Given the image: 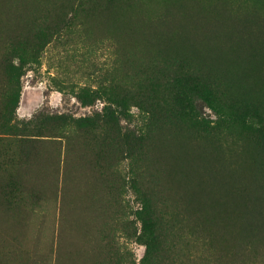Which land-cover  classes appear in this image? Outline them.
Wrapping results in <instances>:
<instances>
[{
  "label": "rangeland",
  "instance_id": "374dc122",
  "mask_svg": "<svg viewBox=\"0 0 264 264\" xmlns=\"http://www.w3.org/2000/svg\"><path fill=\"white\" fill-rule=\"evenodd\" d=\"M181 1L187 2V0H148L147 7V1L144 0L147 21L151 25L163 23L167 18L166 16L161 20L166 7ZM198 1L199 14L203 15L201 19L207 20L205 22L208 26V34L215 38L217 36L215 39L217 42L220 39L219 45L215 47L216 52L221 50L222 52L219 53L226 55L229 50L235 53L237 49L241 50L236 54L234 52L232 54L230 52L227 56L218 54L217 58L209 59L215 64L218 56L229 57L228 59L231 60L234 54V59L238 57L237 59L240 60L236 59L237 63L241 61L246 63L245 49L252 46L253 41L255 48L254 50H251L253 47H250V50L247 48V55H250L249 51L253 53L258 51L256 48L258 49L260 44L259 55L256 52L257 55L252 53L250 56L261 58L254 63V66L262 65L264 54L260 53H264V0ZM110 4L111 0H0V5H3L0 7L2 10L8 6L15 7V10L6 9L0 13V113L8 101L7 96L19 90L18 104L13 109L14 119L11 124L16 133L25 130L23 138L17 134L7 135L0 132V240L2 241L0 263L3 261L4 263L1 264H233L235 261L236 264L240 259L238 264H264V190L261 189L264 188L262 187L264 186V66H261L262 74L259 72L262 75L263 81H261V75L256 74L259 68L262 69L261 67L254 70L255 67L251 64L256 75L253 74L252 69L246 70L250 63L257 61L256 57L249 65L246 63L248 67L243 66L245 65L243 62L242 65L240 63L236 66V61L231 62L233 61L231 60L230 63L227 59L229 64L226 65L237 67V70L233 71L235 76L231 72L233 67L229 66L230 69L227 68L229 71L224 70L225 62L224 64L220 62L219 68L222 72L217 71L218 77L212 72L216 73L215 70H219L217 65L221 58L215 64L217 69L211 66L210 61L205 62L214 67L213 70L215 69L214 71L210 69L211 73L207 74L204 73L207 71L203 68L209 71V65L205 64L208 67L203 65L204 61H199L202 58L197 57L194 60L196 64L192 62L195 67L202 62L203 64L199 65L202 66L203 71L200 66L199 69L193 67L194 64L190 61L195 57H190L191 59L188 57L192 56L191 52H188L191 53L189 55L180 54L184 62L175 61L173 65L171 63L166 65L171 61L169 56L166 58L169 59L168 61L163 58L166 62L158 58L166 56L163 54L157 55L156 60L154 58L152 62L151 59L149 61L145 59L141 63L139 56L137 58L138 49L135 51L129 44L122 29L106 25L98 18L101 11ZM125 6L129 5L121 2L112 9H121ZM21 8L27 9L29 15ZM26 20H29L30 24L31 20L34 22L32 25L27 23L30 30L24 36L26 39L12 35L24 33L21 22ZM242 36L247 40L244 41ZM215 40L213 43L216 42ZM243 44L247 46L243 47ZM220 46L223 50L218 49ZM251 57L249 60H252ZM206 59L204 60L207 61ZM5 63L16 67L18 79L6 77ZM240 65L250 72L249 74L247 72L249 76L253 77L247 76L251 78L250 82L254 83L258 79L255 81L256 85L251 83L255 87L245 80L244 83L249 86L245 88L246 84L244 86L241 84L244 80L243 75L241 85H238L243 86L244 89L253 87L252 90L249 89L250 92L256 88L258 96L255 94L256 91L253 94L249 90L242 92L241 87L239 91L236 90L238 86L236 87L235 82L238 77L240 78L237 75ZM220 72L223 73V77L227 75L224 72L228 74L230 72V78L229 76L223 78ZM239 72L243 74L244 71L239 70ZM233 77L236 79L235 82L231 79ZM234 86L236 91L234 88L232 90ZM48 115H63L64 119L40 121L43 116ZM33 131L34 134L44 137L31 138ZM178 143L186 147L184 150L192 152V155L191 153L187 155L188 166L192 162L195 165V161L200 168L205 154L210 161L217 157L216 161H212L213 164L216 163L214 166L207 165L208 158L204 160L206 164L202 163V169L205 168L203 174L208 169L212 171L213 167H215L214 171H219L220 167L216 168V165L222 160L226 162L230 160L231 163L234 160L233 156H242V154H248L251 159L249 156L243 155L242 157L245 158L239 156L243 159V163L239 157L237 159L240 161L235 158L236 163L242 166L241 169L250 162L245 166L246 171L250 170V165L254 169L247 171L250 172L249 174L254 173L257 167L258 173L260 171L261 177H256L262 179L256 180L258 183L252 181L253 178L256 179L255 177L250 178L245 170H240L238 164V168L235 169L229 162H227L229 166L224 165L225 161L220 165L226 169L221 167L219 174L207 171L210 173L206 176L202 174L204 179L200 176L201 173H196L201 177L199 179H204L200 182L206 180V183H201L210 186L214 182L215 184L219 182L222 175L225 176L223 172L225 170L227 172L228 167L242 171L243 177H233L237 178L236 182L233 178L231 181L232 175L229 173L226 175L230 181L228 177H223L226 179L220 181V184L223 183L222 189L225 187L227 189V186L231 185L230 192L233 191V183H238L245 177L251 179L248 184L246 182L248 186L251 181L259 185L263 180V185H259L260 192L263 193H258L262 199H259L260 205L258 200L256 201V205H259V207L257 205L258 209L255 205H251L259 198H257L258 194L255 195L259 189H254L256 192H253L252 186L257 188L258 185L250 184V191H247L250 193V199L254 194L252 197V200L256 198L254 201L246 198H249V195L244 188H240L241 191L236 187L243 183L245 185L248 179L240 180L235 186L232 195L239 191L237 195H243L244 192L246 197L242 199V195L239 197L236 195L237 202L233 201L241 204V207L250 206V212V207H246L248 213H245L247 211L244 207L240 211L245 210V214L256 218L246 215L252 218V223L255 222L253 228L256 227L253 229L248 225L249 229L256 232H250L251 229L246 228L250 236L256 233L254 237L252 235L253 239L251 237L250 243L247 242L251 244L255 240L256 245L253 243L252 247H248L244 244L247 243L246 240L244 242L240 240L239 242L242 241L241 244L245 245V249L237 243L238 246L241 245L240 248L237 246L234 248L235 252L230 250L228 253V258L232 260L223 259L227 257L226 251L223 252L222 259L220 258L222 252H214L215 248L210 244L208 232L202 229L203 224L201 223L202 227L198 225L197 218L193 219V209L189 208L191 204L187 214L181 206H177L172 201L168 192L165 193L161 166L167 170L166 161L171 158L173 146L175 145L176 149ZM192 150H198L195 154L200 152V155L198 154L200 157L203 154L201 160ZM193 154L201 163L193 159ZM252 158L257 160L258 166L253 163L256 161ZM210 161L208 164H211ZM206 165L207 168L211 167L206 169ZM254 165L257 167L254 168ZM194 168H191V172H196ZM222 168L223 172H221ZM232 168L230 173L235 176L236 171L233 172ZM256 172L257 170L255 174L259 175ZM215 175L217 178H214ZM210 176L214 177L210 180ZM215 184L216 189L211 186L215 189L213 191L204 185V193L207 188L211 190L207 192L212 197L206 193L207 197L213 198L212 194L220 189L218 187L220 184ZM200 186L203 189L201 184ZM185 187L187 188V184ZM80 188L84 190V200L79 197ZM222 189L219 191L223 192ZM221 192L218 193L222 194ZM227 192L228 190L225 193ZM225 193L224 196H228ZM200 197L204 199L202 202L206 203L207 197ZM240 197L242 201L251 203L244 201V204L240 203ZM143 202H146L147 207L142 205ZM184 204L185 202H182V206ZM234 205L232 211L237 212L239 207L235 205L237 206L235 210ZM240 211L237 212L239 215L231 212L230 221L238 228L242 216L243 225L239 229H243L245 224L251 222ZM6 213H10L8 215L19 222L13 239L7 236L2 220V216ZM187 215H192L191 219L195 220L194 223L198 221L196 227L190 225L193 224L192 220L187 222V218L190 217ZM236 215L238 217H232ZM232 218L237 219L238 224ZM199 226L202 227L203 232L200 233L203 234L202 237L199 234L201 229H197ZM191 227L196 228L195 233L192 232L193 235L189 231ZM82 231L86 234L81 240L83 257L80 254L81 250L77 248L79 244L81 246L78 242ZM150 234L160 236V247L157 252L147 250L144 244V238ZM253 245L256 246L255 249ZM237 249H241L238 251L240 254L238 252L236 254ZM231 252L235 258H239L237 261L233 260ZM214 253L218 257H215Z\"/></svg>",
  "mask_w": 264,
  "mask_h": 264
},
{
  "label": "bare ground",
  "instance_id": "6f19581e",
  "mask_svg": "<svg viewBox=\"0 0 264 264\" xmlns=\"http://www.w3.org/2000/svg\"><path fill=\"white\" fill-rule=\"evenodd\" d=\"M147 1V7H148V4H149V2H148V0H146ZM198 0H187V2H183V1H181V2H174V3H171L169 6H167L166 7V9H165V11L164 12H166L165 14H166V16H167V18L165 19V21H163V23H161V24H158V25H151L148 21H147V18H146V6H145V4H144V0H131V1H128V2H126L129 6H125V7H123V8H121V9H111L109 12H107L106 14H103V16L104 17H101V21L104 23V24H106V25H110V26H112V27H115V28H121L122 29V33L124 34V36L126 37V39L128 40V42H129V44L130 45H132V47H134V49H135V51H136V49H138L137 51H138V55H137V58H138V56H139V59H140V61H141V63H143L144 61H145V59H146V61L148 60L149 61V59H151L150 61L152 62V59H154L157 55H160V54H163V55H166L165 57H163L162 55H160V56H162V57H158V58H164V59H166V58H169V59H171V61H172V59L173 60H175V61H177L176 59L177 58H182V62H184L183 61V56H180V54L182 55V54H187V55H189V54H191L192 53V56H188L189 58L191 57V58H193V56L195 57V59H193V60H189L191 63H197V62H195L194 60H196L197 59V57L198 58H202L201 60H199V61H204L203 63L202 62H200L201 64H203V65H205V64H207V65H209V67L207 66V65H205V66H207L208 68H209V71H210V69H212L213 70V68L215 67V64H217L218 63V60H219V58H221V61H219V63H218V68H219V64L221 65V63L220 62H222L223 64H224V62H225V64L224 65H226V64H229V62L231 61V60H233V61H231V62H234V61H236V59L238 58H236V59H234L235 58V55L233 54V56L231 57L230 55V57H231V60H229L230 58L229 57H223V56H227V54H229L230 52V54H232V52H234L235 53V51H231V50H229L228 48V50L230 51L229 53H227L226 51H223V52H225V53H227L226 55L224 54V53H222L223 54V58L222 57H220V56H218V60L217 59H215V60H217L216 62H215V64H214V62L212 61V60H210V59H213V58H211V57H215V58H217L216 56L218 55V54H220L222 51L220 50V48H222V46H220L218 49L221 51H218V52H216V48H217V44L220 42V39H218V41L219 42H217V40H215L216 38H217V36H216V38H215V36L213 37V36H211V35H209L208 33V30H207V25H206V22L205 21H207V20H205V21H203L202 19H201V17L203 16H200L201 14H199V11L200 10H198ZM200 3V2H199ZM98 18H100V17H98ZM206 18V17H205ZM31 24L29 23V20H26V21H23V22H21V24H22V29L24 30L25 28L28 30V27H27V25L29 26V24L30 25H32L34 22L31 20ZM27 23H29V24H27ZM207 24H208V22H207ZM242 26V25H241ZM25 27V28H24ZM238 28H240V27H238ZM24 30V31H27V30ZM242 29H244V31H245V28H243V26H242ZM210 31H211V29H210ZM233 31H235V30H233ZM232 32V31H231ZM244 33V32H243ZM238 34H239V30H238ZM214 35V34H213ZM216 35V34H215ZM218 35V34H217ZM240 35V34H239ZM248 35V34H247ZM213 37V38H212ZM218 37H219V35H218ZM242 38H243V36H242ZM251 38V37H250ZM244 39V38H243ZM242 39V40H243ZM214 40L217 42H215V43H213L214 42ZM247 40V39H246ZM245 39H244V41H246ZM241 41V40H240ZM255 41V40H254ZM238 43V42H237ZM241 43V42H240ZM239 43V44H240ZM248 43H249V41H248ZM128 44V45H129ZM236 44V43H235ZM235 44H234V46H235ZM238 44V45H239ZM246 44H247V42H246ZM246 44H243L244 46L243 47H245V45ZM219 45V44H218ZM221 45V44H220ZM247 45H249V44H247ZM246 45V46H247ZM251 45L252 46H250V47H253V41H252V43H251ZM257 45H258V43H257ZM260 45V44H259ZM259 45H258V49L256 48V50H258V51H256V52H258L257 54L259 55ZM255 46H256V44H255ZM216 47V48H215ZM229 47H231V49H234L235 50V48H232L233 46L232 45H229ZM239 47H241V46H239ZM243 47H241V48H243ZM250 47H247L248 49L250 48ZM236 48H238V46L236 47ZM241 48H239V49H241ZM247 48L245 49L246 51H245V56H246V58H247V60L245 59V57H243L247 62V65H249V63L250 62H253V59L256 57L257 58V61L256 62H253V63H250V65H249V67L248 66H246V63L245 62H243V61H241L240 63H241V65H242V62L243 63H245V65L243 64V66H245V67H248L246 70H251L252 72H253V74H255V72H254V70H257L259 67H261V66H264V64H263V59L261 60L262 61V63H261V61H259V63H261L262 65H260V64H258V65H260V66H258V67H256L257 66V64H256V66H254V63H257L258 62V60H260L261 58L259 57V59H258V57L257 56H253V58L250 56V55H252V53L253 52H251V51H249L250 53V57L252 58V60L250 61L249 60V56L247 55ZM254 48L255 47H253V48H251V50H254ZM227 49H224V50H227ZM244 49V48H243ZM262 49V48H261ZM260 49V50H261ZM263 49H264V47H263ZM262 49V50H263ZM222 50H223V48H222ZM250 50V49H249ZM238 51H241V50H238L237 49V51H236V53L238 52ZM243 51V50H242ZM264 51V50H263ZM188 52H191V53H188ZM220 52V53H219ZM255 52V53H256ZM262 52V51H261ZM216 53V54H215ZM235 53V54H236ZM240 53H242V52H240ZM255 53H253V54H255ZM193 54H195V55H193ZM222 54H220V55H222ZM257 54H255V55H257ZM261 55L262 54H264L263 52L262 53H260ZM238 55H239V53H238ZM243 55H244V53H243ZM242 55V56H243ZM167 56H169V57H167ZM241 56V55H240ZM241 56V57H242ZM264 56V55H263ZM262 56V57H263ZM187 57V56H186ZM249 57V58H248ZM157 58V59H158ZM174 58H176V59H174ZM179 58V59H180ZM190 58V59H191ZM207 58V59H206ZM210 58V59H209ZM229 58V59H228ZM242 58V60H244ZM161 59V60H162ZM163 59V61L164 62H166V60L168 61L169 59H166V60H164ZM204 59H206L207 61H205ZM209 59V60H208ZM229 60V62H228V60ZM155 60H156V58H155ZM184 60H185V56H184ZM186 60H187V58H186ZM214 60V61H215ZM226 60H227V63H226ZM238 61H240L239 59H237ZM244 60V61H245ZM179 61V60H178ZM178 61H177V63H178ZM180 61V62H181ZM188 61V60H187ZM193 61V62H192ZM198 61V60H197ZM198 61V62H199ZM210 61V64H211V66H214L213 68L210 66V64L209 63H205V62H209ZM249 61V62H248ZM255 61V60H254ZM154 62V61H153ZM170 62V61H169ZM168 62V63H169ZM190 62H188V63H190ZM212 62H213V65H212ZM230 62V63H231ZM146 63V62H145ZM172 63H175V62H171V64ZM187 63V64H188ZM193 63V64H194ZM199 63V64H200ZM236 63V66H238L237 64H240V63H237V61L235 62ZM163 64V63H162ZM165 64V63H164ZM171 64H168V65H171ZM195 64H194V66L193 67H195ZM199 64H197L198 66H200ZM223 64H222V66H223ZM233 64V63H232ZM251 64H253V67H255V69L254 68H252V65ZM166 65H167V63H166ZM173 65V64H172ZM189 65H192V64H189ZM241 65H240V68L238 67V69L240 70V71H244L243 72V74H242V72L240 73L239 72V70H238V76H240V78L238 77L237 79L238 80H236V79H234V77L233 78H231V79H234V82H235V80H236V82H239V83H237L236 84V82H235V85H236V87L238 86V88H236V90H238L239 91V87H241L240 85L242 84L243 86L246 84V83H248V81L249 80H251V78H253V77H251V76H249L248 74L250 73V72H248V71H246V70H244L243 68H241ZM198 66H196L195 68L196 69H199V67ZM217 66L215 67L216 69H217ZM221 66V67H222ZM230 66V65H229ZM229 66L228 65H226V69L225 68H223L224 70H227V68H229ZM198 67V68H197ZM202 66H200V68H201ZM211 67V68H210ZM231 67V66H230ZM234 69H231L232 71V73H233V71L237 68H235V66H232ZM231 67V68H232ZM251 67V68H250ZM250 68V69H249ZM262 69H258V71H256V74L258 75H261L262 74V70H263V67H261ZM203 69H205L204 71H207V72H204V73H211V71L209 72L208 70H207V68H203ZM222 69V68H221ZM222 69V70H223ZM230 69V68H229ZM229 69L227 70V71H229ZM243 69V70H242ZM254 69V70H253ZM201 70H202V68H201ZM215 70V69H214ZM213 70V71H214ZM237 70V69H236ZM260 70V71H259ZM203 71V70H202ZM216 71V73L215 72H212V73H214V74H216L217 75V77L219 76L218 75V73H217V71H221L220 70V68H219V70H215ZM245 71H246V75H245ZM222 72V71H221ZM220 72V73H221ZM236 72V71H235ZM247 72H248V74H247ZM261 74H260V73ZM224 73H227V75H225L224 77L222 76L223 75V73H221V76L223 77V78H225L226 76H229L228 78H230V72H229V74H228V72H224ZM232 73H231V75H232ZM214 74H211L212 76L214 75ZM240 74V75H239ZM252 74V73H251ZM252 74V76H254ZM255 74V75H256ZM233 75H234V73H233ZM244 75V80H243V78H241L242 76ZM235 76V75H234ZM247 76L248 77H251L250 79L249 78H247ZM263 76H264V70H263ZM214 77H216V76H214ZM222 77H221V79H222ZM247 79H246V78ZM255 77H257V76H255ZM254 77V78H255ZM260 80L261 81H263L262 80V75L260 76ZM220 79V78H219ZM240 79V80H239ZM241 79L243 80V83H244V81L245 80H247V81H245L246 83H241L242 81H241ZM258 79V78H257ZM256 79V80H257ZM225 80V79H224ZM255 80V81H256ZM260 80H258L259 81V83H260ZM232 81V80H231ZM254 81V80H253ZM255 81H254V83H252V82H250V84L252 83L253 85H256V83H255ZM257 81V82H258ZM229 82H230V79H229ZM233 82V81H232ZM241 83V84H240ZM238 84H240V85H238ZM251 84V86H253ZM257 85H258V83H257ZM241 87V89H243V90H241L242 92H245V90H249L250 88H248V89H244V87ZM247 86H248V84H246V86H245V88H247ZM249 87V86H248ZM253 87H255V86H253ZM252 87V88H253ZM260 86L258 85V87L257 88H259ZM233 88H234V90H235V86L234 87H232V90H233ZM252 88H251V90H252ZM235 90V91H236ZM251 90H249V92L251 91ZM259 90V89H258ZM234 91V92H235ZM256 91V88H254L253 89V92H250V93H254ZM257 93V91L255 92V94ZM257 95V94H256ZM258 96V95H257ZM178 145V147L176 146V149H175V145L173 146V151H172V155H171V158H168L167 159V161H166V163H167V170H165L162 166H161V170H162V172H163V176H164V190H165V193H167L168 192V195H169V197L171 196V199H172V201L177 205V206H181L184 210H185V212L187 213V209H188V211H189V208H192L193 209V219H195V218H197V220H199V223H198V221L196 222V223H198V225L200 224L201 225V223L203 224V228L202 229H205V230H203L204 232H208L207 234H210L209 236V238L208 239H211L212 241L210 242V244H212V247L213 248H215V250H214V252L215 251H217L218 253H221L222 254V256H220L221 254H219V256H220V258L221 257H224L223 256V252L225 253V251H226V256L227 257H224L223 259H225V258H228V253L230 252V250L232 251L233 250V252H235L234 251V248L235 247H237L238 246V244H243V242L246 240V242L248 241L249 243H250V240H252L253 239V237H254V235H256V233L255 234H251V236H250V233H248V231H247V229L245 230V228H248L249 229V227H248V225L251 227V228H253V224L255 223H252V218L254 217L255 218V216H251L252 218L250 219L249 217V214L247 215V214H245V213H248V208L250 207H248V206H246V207H248L247 209H246V207H244V206H242V207H244L245 208V210L247 211V212H245V210L242 212V211H240V209L242 208L241 207V204H238V203H236L237 202V198H235V196L239 193V191H237L238 189H245L246 190V194L247 195H249L250 193L248 192L247 193V191H250V189H249V186H250V184H251V186H252V184L253 185H255L254 183H252V181H254L255 183H258L256 180H258L259 181V179H262V178H258L257 179V177L256 176H258V177H261V175H260V171H259V173H258V170L259 169H257L258 167V164H257V160L255 159V158H252L253 160H255L256 162H253L254 164L256 163V165L257 166H255L254 165V168H256V170H257V174H259V175H256L255 174V171H254V173H252L251 172V174H249L247 171H250L251 170V168H252V166L250 165V170H247L246 171V169H247V167H245V166H247L246 164H249L250 162H248V163H246L243 167H244V169H241V167L242 166H240V163H236L237 162V158L239 157V156H241V155H236V157H232V159H234L235 160V158L237 159V160H232V162L230 163V160L228 161L227 160V162H229L230 164H232V165H230L229 163V165L230 166H234V168L236 167V168H238V166H240V170H245L246 172H247V174H249V176L248 175H246V176H248V177H255L256 179L255 180H253L252 179V181H251V183H249V186L247 185L248 184V181H249V179L250 178H243V180L245 179H248V180H246L245 181V185H238V186H236V184H238L239 183V181L241 180V181H243L242 179H238L237 181H238V183H235L236 181H235V179H237V178H233V177H238L239 176V178H240V176L241 177H243V173H242V175H241V172H240V170L239 171H236L234 168H232V167H228V171L226 172V170L223 172V168H222V171L221 172H223V174H225V176L224 175H222L223 177H228L227 175H226V173L228 174L229 173V175H232L231 176V181H232V178L234 179V183L233 182H231V184L233 183L234 184V188H233V191L232 192H230L231 191V189H229L230 188V186H227V189H225L226 187V184H224V187L225 188H223L224 190H228V192L227 193H225L226 191H224L223 189H222V184H220V181L223 179V177L221 176V174H220V176L222 177L221 178V180L218 182L217 181V179H215L216 181H217V183H219L220 184V186H218V187H220V189H222V191L223 192H221V191H219L218 190V192H221L222 194H220V193H213L212 195H213V198H210V197H212L211 196V194L210 193H208L207 191H209V192H211V190H210V188L212 189V191L213 190H215L216 189V187L214 186V184H215V180L213 181L214 182V184L212 183V181H211V185L210 186H208V185H205L204 183H201V182H205V181H201L200 182V180H202L204 177L202 176V174L204 173V171H205V168L204 169H202V163H204L205 161V159H207L208 157H206V154L204 155V157H203V154L201 155V157H203V161H199V159L201 158L200 156H198V154L200 153V152H198V154H195V151H198V150H195V151H193V153L196 155V156H198L199 157V159H197L198 157H196L194 154H193V159L195 158V160H198L199 161V163H201V166H200V168H199V164H198V162H195L194 161V164L195 165H193L192 163V159H190L191 160V164H189V166L187 165L188 164V162L189 161H187V160H189V159H187V155L188 154H190V155H192V152L190 151V152H188V151H186V150H184V148H186V147H184V146H182V145H179V143L177 144ZM197 153V152H196ZM200 155V154H199ZM243 155H245V154H242V156ZM241 156V157H242ZM245 156H249L248 154L247 155H245ZM190 158H191V156H189ZM188 157V158H189ZM241 157H239V159H241ZM215 158H217V157H215ZM214 158V159H215ZM242 158H245V157H242ZM247 159H248V157H246ZM249 158H250V156H249ZM214 159H212V161H216V159L214 160ZM245 160L244 159V161H251L252 162V160ZM251 159V158H250ZM201 160V159H200ZM217 160H219V159H217ZM210 161V159L208 158V161H207V165H212L213 163H212V161H210L211 162V164H208V162ZM222 161H225V160H222ZM221 161V163H220V161H219V163L220 164H222L223 162ZM238 161H240V160H238ZM241 161L243 162V159H241ZM227 162L225 161V163H223L224 165H227V166H229L228 164H227ZM196 163L198 164V165H196ZM234 163H236V166H235V164ZM244 163V162H243ZM252 163V164H253ZM206 163H204V165H205ZM214 164H216L215 162H214ZM214 164L212 165V166H214ZM217 164H218V162H217ZM216 165V168H217V166L218 167H224L223 165ZM234 164V165H233ZM237 164H238V166H237ZM207 165H206V169H208V168H210V167H208L207 168ZM241 165H242V163H241ZM188 166V167H187ZM192 166H198V167H195L196 168V172L194 171V172H191L192 171V169L191 168H194V167H192ZM191 167V168H190ZM249 167V166H248ZM194 168V169H195ZM197 168H199L198 170H202L201 172H199L198 170H197ZM214 168L215 167H213V170L211 171V170H207V171H210L211 173L214 171ZM220 168H218V170L220 171L221 169ZM225 168V167H224ZM230 168H232V170L234 169V171L233 172H240L239 174L238 173H234V175L235 176H233V174H231L232 172H231V169ZM246 168V169H245ZM168 169H169V172H168ZM226 169V168H225ZM253 169V168H252ZM254 170V169H253ZM198 171V172H197ZM207 171L205 172V174H203V175H205L206 176V174H209L210 172H208L207 173ZM217 171V170H216ZM214 171L213 172V174H219V171ZM231 172V173H230ZM196 173H201L200 174V176L201 177H203L202 179H199V175L198 174H196ZM238 174V175H237ZM246 174V173H245ZM244 174V175H245ZM252 174H253V176H252ZM254 174H255V176H254ZM212 175V174H211ZM34 177V176H33ZM200 177V178H201ZM208 177V176H207ZM212 177H214V176H212ZM211 176H210V180H211V178H212ZM214 178H217V176L215 175V177ZM220 178V177H219ZM205 179V178H204ZM203 179V180H204ZM209 179V178H208ZM226 178H224L223 180H225ZM35 180V179H34ZM228 180H229V177H228ZM251 180V179H250ZM199 181V182H198ZM230 181V180H229ZM262 181V184H261V182H259V185L261 184V185H263V180H261ZM208 182H210L209 180H208ZM224 182V181H223ZM246 182H247V184H246ZM250 182V181H249ZM206 183V182H205ZM217 183L215 184V185H217ZM225 183H227V180H226V182ZM241 183V182H240ZM187 184V188L185 187V185ZM200 184L202 185V188L203 189H201L200 187ZM208 184V183H207ZM230 184V183H229ZM207 186V187H210V188H207V189H209V190H207L206 189V192L204 193V187L205 186ZM256 185H258V184H256ZM255 185V186H256ZM259 185H258V187H259ZM260 185V186H261ZM211 186H214L215 187V189H213ZM235 186L236 187H238V189H236V191L238 192V193H234L235 195L233 196L232 194H233V192H235ZM241 186H244V187H241ZM218 187H217V189H218ZM233 187V186H232ZM231 187V188H232ZM246 187V188H245ZM253 187V192H256V190H258L257 191V193H255V195L257 196V194L259 193V194H262L261 192H260V190L261 189H263L264 190V188H261L260 189V187L258 188H256V187H254V186H252ZM262 187H264V186H262ZM240 189V190H241ZM248 189V190H247ZM254 189H256V190H254ZM203 190V191H202ZM242 191V190H241ZM241 191H240V193H241ZM252 191V190H251ZM186 192H187V196H185V194H186ZM230 192V193H229ZM253 192H252V194H253ZM202 193V194H201ZM205 194V196L207 197V195H206V193L208 194V196L210 195V197H207V199H205L206 200V203H203L202 202V200H204V199H201V197L200 196H202V197H205L204 196V194ZM224 193L226 194V195H228V196H224ZM79 197H80V199H82V200H84L85 199V197H84V190L82 189V188H80V191H79ZM214 194H215V196H214ZM217 194H219V195H217ZM232 195V196H230V195ZM245 193L243 192V195H244ZM246 194L243 196L242 194H240V195H242V199H243V197H246ZM258 194V196H257V198L259 197V196H261V195H259ZM216 195H217V197H219L220 195H222L221 197H219L218 199H216L217 197H216ZM240 195H237L238 197L240 196ZM166 196H167V194H166ZM252 197L254 196V194L253 195H251ZM255 196V197H256ZM263 196V195H262ZM214 197H215V199H214ZM252 197H251V199H250V195H249V198L248 197H246L247 199H250L251 201H254L256 198H254L253 200H252ZM213 199V200H212ZM236 199V200H235ZM240 200H238V202L240 201V203H242V204H244L243 203V201H242V199H241V197L239 198ZM245 199V198H244ZM259 199H261L260 197L258 198V199H256L255 200V203L254 204H251V205H255L256 206V208H257V205L259 204L260 205V202H261V200H259ZM208 200V201H207ZM236 201V202H234V201ZM246 200V199H245ZM250 200H248V201H250ZM258 200V204L256 205V201ZM247 201V200H246ZM182 202H185V204H184V206H182ZM245 202V201H244ZM234 203H236L235 205H238V211H240L242 214H244L245 215V217H246V215L247 216H249V217H246V218H249V220H250V222L252 223V226H251V223L250 222H248V220L246 219V221L248 222V223H250V224H245V228H244V230L246 231V233H248L247 235H244L245 233H242L243 231H242V229L240 230L239 228L241 227V225H243V224H241L242 222H243V219H242V216H241V218H240V220H239V222H240V224L239 225H237V226H239L238 228L233 224V222L232 221H230V215L231 214H234L233 212H236V211H232V206L234 205ZM245 203H248V202H245ZM251 203V202H250ZM250 203H248V204H250ZM191 204V205H190ZM188 205V206H187ZM189 205H190V207H189ZM234 205V209L236 210V208L235 207H237V206H235ZM240 205V206H239ZM246 205V204H245ZM259 205H258V207H259ZM193 206V207H192ZM189 207V208H188ZM254 207V206H253ZM255 208V207H254ZM254 208H252V211L254 212ZM251 209V207L249 208V212L251 211L250 210ZM258 209V208H257ZM257 209L255 210V212L257 211ZM260 209V208H259ZM184 210H183V212H184ZM242 210H243V208H242ZM191 211V210H190ZM237 211V212H238ZM232 212V213H231ZM235 213V214H238L239 215V213ZM245 212V213H244ZM84 213V212H83ZM192 213V212H191ZM190 213V214H191ZM231 213V214H230ZM257 213H259V212H257ZM256 213V214H257ZM7 215L9 214L10 215V213H6ZM3 215L2 216V220H3V223H4V225H5V229H6V234H7V236L9 237V238H11V239H13L14 238V234H15V231L17 230V228H18V226H19V222L17 221V219H15L14 217L12 218V216H7V215ZM187 214H189V213H187ZM234 214V215H235ZM191 215V216H192ZM238 215H236V216H232L233 218L235 217H238ZM252 215H253V213H252ZM7 216V218H5ZM190 215H187V217H189ZM189 217V218H187L188 220H187V222H189V220H192L193 221V224H190V223H192V222H190V223H187V224H190L191 226H194V227H196V223H194L195 222V220H193V219H191L192 217ZM195 217V218H194ZM257 218H258V215L256 216ZM232 218V219H233ZM244 218V217H243ZM256 219V218H255ZM234 220V219H233ZM241 220H242V222H241ZM236 221H238L237 219L236 220H234V222H236ZM246 221L244 220V223H246ZM254 221V220H253ZM232 222V223H231ZM237 223V222H236ZM256 223H257V221H256ZM238 224V223H237ZM197 225V226H198ZM247 226V227H246ZM256 226V225H255ZM189 227V226H188ZM194 227H191V229L189 230L190 232H191V234H192V232H194L195 233V229L196 228H194ZM244 227V226H243ZM194 228V229H193ZM200 228V226L197 228V229H199ZM200 228V229H201ZM250 228V229H251ZM256 228V227H255ZM255 228H253V229H255ZM188 229V228H187ZM202 229L200 230V232H199V234L201 233V231H202ZM249 229V230H250ZM253 229H251L250 230V232L251 231H254ZM192 230V231H191ZM202 231V232H203ZM242 231V232H241ZM197 232V231H196ZM254 232H256V231H254ZM193 233V234H194ZM192 234V235H193ZM198 234V233H197ZM198 234V235H199ZM83 235H86L85 233H83V231L81 232V234H80V237H79V242L78 243H81V240L83 239ZM201 235V234H200ZM199 235V236H200ZM252 235H253V237H252ZM203 236V234L200 236V237H202ZM198 237V236H197ZM251 237H252V239H251ZM196 238V237H195ZM199 238V237H198ZM240 240H243V242L241 241V243L239 242ZM0 242H2L1 240H0ZM213 242V243H212ZM248 242L247 243H244V244H246V245H248V247H252V245L251 244H253V243H255L256 241L255 240H253L252 242H251V244H248ZM238 243V244H237ZM241 244V245H242ZM241 245H239V246H241ZM251 245V246H250ZM255 245H256V243H255ZM1 246V245H0ZM80 246V244L77 246V248L78 249H80L81 250V253L80 254H82V257H83V255H84V252L82 251V247H83V244L81 243V246ZM238 246V247H239ZM242 246H244V249H245V245H242ZM247 247V246H246ZM256 247V246H255ZM255 247H254V245H253V248L255 249ZM240 248V247H239ZM241 249H242V247H241ZM241 249L239 250V249H237V251H236V254H237V252L238 251H241ZM247 249V248H246ZM212 250V251H213ZM251 250H253V249H251ZM228 251V252H227ZM246 251V250H245ZM247 251H248V249H247ZM216 252V253H217ZM249 252V251H248ZM251 252H253V251H251ZM216 253H214V255H216L215 257H218V255L216 254ZM239 253V252H238ZM86 254V253H85ZM230 254H233L232 252L230 253ZM229 254V255H230ZM240 254V253H239ZM225 255V254H224ZM230 256H232V255H230ZM229 256V257H230ZM239 256V255H238ZM241 256V255H240ZM239 256V257H240ZM233 260L234 259H236V261H237V255H236V257L237 258H235V255L233 254ZM231 257V258H232ZM243 258L244 257H242V259L241 260H243ZM222 259V258H221ZM228 259H230V258H228ZM227 259V260H228ZM239 259V258H238ZM230 260H232V259H230ZM225 261H226V259H225ZM229 261V260H228ZM227 261V263H229ZM231 262V261H230ZM240 262V259H239V261H237L236 262V264H238ZM1 263H4L3 261L1 262ZM0 263V264H1ZM6 263V262H5ZM77 264H80V263H77ZM230 264V263H229ZM233 264H235V261H233Z\"/></svg>",
  "mask_w": 264,
  "mask_h": 264
},
{
  "label": "trees",
  "instance_id": "16d2710c",
  "mask_svg": "<svg viewBox=\"0 0 264 264\" xmlns=\"http://www.w3.org/2000/svg\"><path fill=\"white\" fill-rule=\"evenodd\" d=\"M127 1H131V0H111V4L108 7H106L105 9H103L101 11L100 16H99L100 17L99 19H101V17H104L103 14H106L107 12H109L110 9L114 8V6H116L118 3H121V2L123 3V2H127ZM0 7H3V5H0ZM6 9H14L15 10V7H9L8 6V8H6ZM6 9H3L2 10L0 8V13L2 11L6 10ZM21 9H25V8H21ZM25 11H26L27 15H29V11L27 9H25ZM165 13L166 12H164V14L162 15L161 20H164L166 18V14ZM10 24L12 25L13 22L10 23ZM11 25L9 27H11ZM27 27H28V30L24 27L27 30V31H24V33H18V34L14 33L12 35H16L17 37H20L19 39H22V38L23 39H26V37H24V36L30 30L29 29L30 26L27 25ZM176 60L178 61L180 59H176ZM180 61H178V62H180ZM171 62H175V60H172L169 63H171ZM169 63L167 62V64H169ZM5 67H7V75H6V77L18 79L16 77V72H15L16 67L15 66H13L12 64L7 65L5 63ZM7 97H8L7 98L8 101H6L5 107H4L3 111H1V113H0V132H2L3 134H7V135H10V133L15 134V135L17 134L20 138H23L25 136V130L24 129H21V130H24V131H21L19 133H16L15 130H13V129H15L14 126L11 124V121L14 119L13 118V113H12L13 112V109L18 104L19 90L16 91L15 94L10 93L9 96H7ZM61 119H64V116L63 115H59V116H57V115L49 116L48 115V116H43L40 119V121L41 122H46V121H50V120H56V121H58V120H61ZM34 133H35L34 131L31 132V138L44 137V136H40V135L34 134ZM60 138H62V137H60ZM145 204H146V202H143L142 203L143 206L147 207ZM243 230H244V228L242 229V231ZM245 230H246V228H245ZM245 230L243 232L242 231L241 232L242 233H245L244 235H247L249 232L246 233ZM208 235H210V234H208ZM144 239H145L144 240L145 241L144 244H145L147 250H152L153 252H157L158 251V249L160 247V236L158 234H150V235H147V238H144Z\"/></svg>",
  "mask_w": 264,
  "mask_h": 264
}]
</instances>
